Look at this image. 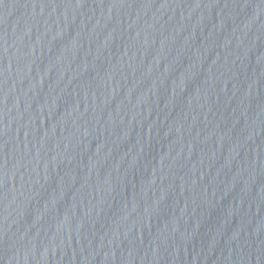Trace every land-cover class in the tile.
Returning <instances> with one entry per match:
<instances>
[{
  "label": "water",
  "instance_id": "water-1",
  "mask_svg": "<svg viewBox=\"0 0 264 264\" xmlns=\"http://www.w3.org/2000/svg\"><path fill=\"white\" fill-rule=\"evenodd\" d=\"M0 264H264V0H0Z\"/></svg>",
  "mask_w": 264,
  "mask_h": 264
}]
</instances>
